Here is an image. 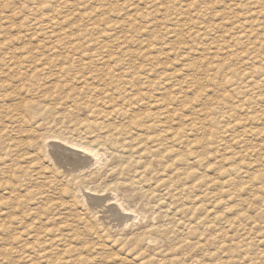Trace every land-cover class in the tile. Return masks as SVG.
I'll return each instance as SVG.
<instances>
[{
  "label": "rangeland",
  "instance_id": "rangeland-1",
  "mask_svg": "<svg viewBox=\"0 0 264 264\" xmlns=\"http://www.w3.org/2000/svg\"><path fill=\"white\" fill-rule=\"evenodd\" d=\"M0 264H264V0H0Z\"/></svg>",
  "mask_w": 264,
  "mask_h": 264
},
{
  "label": "bare ground",
  "instance_id": "bare-ground-1",
  "mask_svg": "<svg viewBox=\"0 0 264 264\" xmlns=\"http://www.w3.org/2000/svg\"><path fill=\"white\" fill-rule=\"evenodd\" d=\"M54 66V65H53ZM47 72V71H46ZM33 78V77H32ZM127 87V86H126ZM91 89V88H90ZM134 100V99H133ZM37 109V108H36ZM113 114V113H112ZM152 116V115H151ZM81 133V132H80ZM122 134V133H121ZM113 135V134H112ZM110 136V135H109ZM68 141V140H67ZM66 141V142H67ZM153 143V142H152ZM72 144H73V142H72ZM71 144V145H72ZM72 146H75V145H72ZM87 146V145H86ZM48 147H50V155L52 156V157H54V158H56V160H59L58 162L60 163H58V165L60 166V165H62V167L63 168H65V170H70L71 171V169L73 170V168H75V169H83L84 167H86L87 165H92L93 163H95V162H97V160H98V158H97V156H98V154L97 153H93L94 151H92V150H89V149H91V148H89V149H87V148H83L82 146H79L78 145V147L81 149H83L84 151H88V153L91 155L89 158H87V157H79L77 154H79V153H75L73 150V152H74V154H73V152L71 151L70 153H67V151L69 150V149H66V148H64V147H62V146H59V145H54V144H52V145H49ZM76 148V147H75ZM93 149V148H92ZM48 150V151H49ZM115 150V149H114ZM70 151V150H69ZM76 154V155H75ZM112 154V153H111ZM81 155V154H80ZM83 156V155H82ZM85 156V155H84ZM87 156V155H86ZM55 161V160H54ZM69 161H71L72 163H69ZM132 161V160H131ZM56 163V164H57ZM140 167V166H139ZM66 168H68V169H66ZM64 170V171H65ZM77 171V170H76ZM111 173V172H110ZM121 183V182H120ZM101 189V188H100ZM104 190H106V189H104ZM134 190V189H133ZM9 196V195H8ZM113 198L111 197V198H109L108 200H107V198H106V200H101V199H98V198H90L89 197V199H88V203H89V205L91 206V207H93L94 209H95V211H96V213L98 214V215H100V214H103L102 212L103 211H99V209L101 208V209H103V208H105V206H103V203L104 202H108V201H110V200H112ZM115 199V198H114ZM116 201V200H115ZM118 206V205H117ZM119 206H121V205H119ZM118 206V207H119ZM118 207H116V206H114V207H109V208H105L106 209V212L110 215V218H112V220L115 222V221H117L116 223L117 224H125V223H127V220H129L130 218H131V216L130 217H127V216H122V215H120L121 213H119L118 212V210H119V208ZM122 208V207H121ZM98 210V211H97ZM123 210V209H122ZM125 211V210H124ZM105 215H106V213H105ZM102 216V215H101ZM108 218V217H107ZM103 219V218H102ZM132 219V218H131ZM134 219V218H133ZM112 220H110L111 222H112ZM32 229V228H31ZM31 231V230H30ZM261 260V259H260Z\"/></svg>",
  "mask_w": 264,
  "mask_h": 264
},
{
  "label": "snow or ice",
  "instance_id": "snow-or-ice-1",
  "mask_svg": "<svg viewBox=\"0 0 264 264\" xmlns=\"http://www.w3.org/2000/svg\"><path fill=\"white\" fill-rule=\"evenodd\" d=\"M69 163H72L71 161H69Z\"/></svg>",
  "mask_w": 264,
  "mask_h": 264
}]
</instances>
